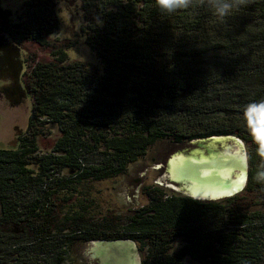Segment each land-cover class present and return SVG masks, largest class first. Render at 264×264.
I'll use <instances>...</instances> for the list:
<instances>
[{"label": "trees", "instance_id": "obj_1", "mask_svg": "<svg viewBox=\"0 0 264 264\" xmlns=\"http://www.w3.org/2000/svg\"><path fill=\"white\" fill-rule=\"evenodd\" d=\"M25 6L12 25L0 6V33L19 48H50L52 58L27 66L31 117L18 147L0 149V264H87L81 253L71 258L77 243L117 239L147 248L141 264H183L187 256L264 264V185L253 179L259 157L243 116L248 103L264 100V0L223 22L207 6L165 14L155 0H81V30L101 69L69 60L72 44L50 39L56 0ZM48 123L60 136L41 153L36 138ZM225 135L247 146L241 194L201 201L148 187L149 203L125 224L90 222L79 210L60 220L59 203L70 199L61 191L124 173L157 140Z\"/></svg>", "mask_w": 264, "mask_h": 264}, {"label": "rangeland", "instance_id": "obj_2", "mask_svg": "<svg viewBox=\"0 0 264 264\" xmlns=\"http://www.w3.org/2000/svg\"><path fill=\"white\" fill-rule=\"evenodd\" d=\"M27 0H0V6L9 10L10 25L21 20L25 14V2ZM56 11L59 16V27L50 35V39L57 45L66 46L72 44L70 48L65 47L69 60H79L84 62L91 69H101L102 64L85 43V36L81 28L85 20L81 10V0H56ZM52 58L50 48H42L32 41L25 42L23 45L16 47L6 34L0 33V149H16L19 145V138L25 133L32 111L33 100L27 92L25 84V72L27 66L33 65L37 61H49ZM10 66L13 67L11 75ZM9 70V71H8ZM60 136L56 124L48 123L43 127V132L36 138V145L41 153L50 151L56 139ZM242 144V152L247 150L245 142L238 138ZM189 142L174 145L170 141L162 139L157 140L150 145L145 155L137 161L130 163L124 173L103 179L90 180L80 183L76 186L75 191L60 192L58 195L61 199L65 196L67 202L61 201L60 220L63 215H70L73 211L79 210L86 215V220L92 222L109 218V220L119 225L125 224L129 216L135 210L149 203L148 187H161L176 195H185L179 189V186L168 183L167 181V161L171 155L177 152L187 150ZM239 144V143H238ZM196 148L192 146L189 151ZM217 159L214 156V160ZM212 160H207L210 162ZM197 163L186 154H177L171 161L174 172L180 170L181 174L186 175L189 166ZM197 168V166H196ZM195 170V168H194ZM192 169L191 171L194 172ZM219 168H214L211 184L215 187H222L220 180ZM199 172H194L198 175ZM205 176L206 174H200ZM199 176V175H198ZM204 178H207L205 176ZM245 187H243V192ZM218 201V200H215ZM85 206V211L82 207ZM68 212V213H67ZM67 226V225H66ZM180 241L174 243L177 248ZM92 242L86 244H76L71 258H78L79 254L85 247L90 251ZM136 259L141 264L148 253L145 247L143 252L139 251V244L136 243ZM183 264H201L200 262L185 257Z\"/></svg>", "mask_w": 264, "mask_h": 264}, {"label": "bare ground", "instance_id": "obj_3", "mask_svg": "<svg viewBox=\"0 0 264 264\" xmlns=\"http://www.w3.org/2000/svg\"><path fill=\"white\" fill-rule=\"evenodd\" d=\"M237 142L235 141L233 144L227 139L198 141L196 143L197 147L192 149L190 154H188L197 163L189 166L191 169L184 175L180 173L182 168L178 172H174L173 165L171 164V161L175 158L173 156L167 165L169 178L180 181L179 189L194 197L217 198L227 195L229 192L233 193L244 184L245 173L242 144L240 142L238 144ZM187 152H179L177 154H187ZM214 156L217 159L214 160ZM207 160L212 161L206 162ZM214 168L221 169L220 180L216 181L220 182L222 187H215V185L211 184V180H206L214 175H212ZM192 169L194 172H199V176H195L194 172L191 171ZM200 174H206L207 178H204L205 176H201Z\"/></svg>", "mask_w": 264, "mask_h": 264}, {"label": "clouds", "instance_id": "obj_4", "mask_svg": "<svg viewBox=\"0 0 264 264\" xmlns=\"http://www.w3.org/2000/svg\"><path fill=\"white\" fill-rule=\"evenodd\" d=\"M254 2L255 0H155V6L165 14L195 6H207L213 15L223 22L234 10H239L242 6H247ZM243 116L246 121L247 131L255 144V154L259 157V163L253 179L257 184L264 185V100L248 103L243 109ZM248 159V153L245 149L243 154L245 165L244 184L241 190L247 186ZM234 194L229 192L227 195L231 196ZM82 255L87 260V264H96V257L90 253L87 247L83 249Z\"/></svg>", "mask_w": 264, "mask_h": 264}, {"label": "water", "instance_id": "obj_5", "mask_svg": "<svg viewBox=\"0 0 264 264\" xmlns=\"http://www.w3.org/2000/svg\"><path fill=\"white\" fill-rule=\"evenodd\" d=\"M213 139H227L229 142L233 144L235 143V141H238L237 143H239V139L237 137L231 136V135H225V136H210V137L190 141L188 146L192 145V146L197 147L196 143L198 141H206V140H213ZM189 148H187V150L180 151V152L185 153L186 151H188L186 154L188 155L190 154ZM177 153L170 156V158L167 161V165H168L169 160L173 156L177 155ZM244 168H245V165H244ZM167 181L168 183L170 182L176 186H179V184H181L180 181H175V180L170 179L168 172H167ZM240 191H242L241 188L234 191L233 193L238 194ZM185 195L190 196L194 199L201 200V201H215V200H221V199L233 196V195L231 196L224 195V196H220L217 198H199V197H194L193 195L188 194V193H185ZM136 249H137L136 242L130 239L99 240V241L93 242V245L90 249V253L96 257V264H139L136 259V254H137Z\"/></svg>", "mask_w": 264, "mask_h": 264}, {"label": "flooded vegetation", "instance_id": "obj_6", "mask_svg": "<svg viewBox=\"0 0 264 264\" xmlns=\"http://www.w3.org/2000/svg\"><path fill=\"white\" fill-rule=\"evenodd\" d=\"M12 69H13V67H12V66H10V69H9V70H10V72H11V75L13 74V71H12ZM9 70H8V71H9ZM247 172H248V166H247Z\"/></svg>", "mask_w": 264, "mask_h": 264}]
</instances>
